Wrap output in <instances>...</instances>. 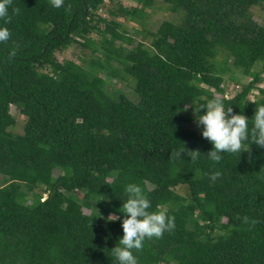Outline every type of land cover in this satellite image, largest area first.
I'll list each match as a JSON object with an SVG mask.
<instances>
[{
  "label": "trees",
  "instance_id": "16d2710c",
  "mask_svg": "<svg viewBox=\"0 0 264 264\" xmlns=\"http://www.w3.org/2000/svg\"><path fill=\"white\" fill-rule=\"evenodd\" d=\"M132 1L110 0L103 17L105 0H11L0 19L11 32L0 43V264H115L121 219L107 217L122 218L128 183L175 223L134 251L138 264H264V147L249 141L220 162L187 155L212 147L192 100L218 97L247 118L264 104V18L253 13L264 0ZM157 11L171 16L154 27ZM227 76L240 85L232 97ZM108 79L133 83L137 100Z\"/></svg>",
  "mask_w": 264,
  "mask_h": 264
},
{
  "label": "clouds",
  "instance_id": "9594fccd",
  "mask_svg": "<svg viewBox=\"0 0 264 264\" xmlns=\"http://www.w3.org/2000/svg\"><path fill=\"white\" fill-rule=\"evenodd\" d=\"M11 0H0V19L9 15ZM62 0H52L53 7H60ZM10 30L0 25V43L10 40ZM186 105L184 109L187 110ZM203 109V113H201ZM194 123L201 130V135L212 145L211 149L201 154L199 151H187L191 160L200 156L213 162H220L225 154L238 153L241 155L245 144L251 141L264 147V104L255 107L254 114L247 118L243 113L233 114L232 107H227L223 100L213 97L199 107L192 100ZM249 145V146H250ZM248 146V148H249ZM247 148V150H248ZM219 173L213 174L210 179L215 181ZM125 199L121 200L119 214L109 215L108 221L121 219L122 236L111 248V255L115 264H138L134 254L143 249L146 240L159 239L165 232L175 228L174 217L166 210H151L152 202L137 183H128L124 189ZM47 195V194H45ZM101 200H109L107 195L98 194ZM97 201V202H98Z\"/></svg>",
  "mask_w": 264,
  "mask_h": 264
},
{
  "label": "rangeland",
  "instance_id": "374dc122",
  "mask_svg": "<svg viewBox=\"0 0 264 264\" xmlns=\"http://www.w3.org/2000/svg\"><path fill=\"white\" fill-rule=\"evenodd\" d=\"M122 2L130 7L132 5H134V2L132 0H122ZM112 7V3L110 2V0H105V7H103V9L98 11V14L102 15L103 17H108L109 13H108V8ZM253 13H254V18L255 20L261 22L264 18V5H262L261 7H256L253 9ZM171 16V13L168 11H157L153 14L152 16V21L155 23L154 27H156V25H158L159 22H161L164 18H168ZM121 20L124 22L127 30H128V34H132L134 32V29H142V27L130 20L121 18ZM134 36V35H133ZM136 39H141V35H137L134 36ZM77 52V48L75 47H70L65 49L64 51L58 53V58L60 60H64V59H68V58H73L74 52ZM234 77H239V79L241 80V84L244 83H248L251 80V77H246L244 76L242 73L240 72H236L234 74ZM264 77V76H263ZM110 81V83H112L113 90H121L123 93H125L129 98L133 99V100H137V96L135 94L134 91V87H133V83H126V82H121V81H116L114 79H108ZM261 87L264 88V79L263 81L259 84ZM225 89H226V96L228 97H232L237 90L240 89V85H236L235 81L231 79V77L227 76L226 80H225ZM257 93V92H255ZM254 97V95H252V98ZM12 111L17 119V124L14 127V131L18 132V133H22L24 130V126H25V122H26V118L19 112V109L15 106L12 107ZM195 126V124H194ZM56 174H58V172H56ZM47 195H44V197H46ZM86 212H89L87 209H85Z\"/></svg>",
  "mask_w": 264,
  "mask_h": 264
}]
</instances>
